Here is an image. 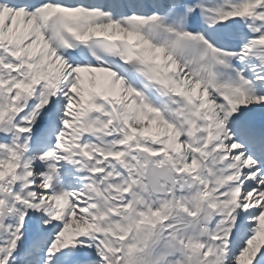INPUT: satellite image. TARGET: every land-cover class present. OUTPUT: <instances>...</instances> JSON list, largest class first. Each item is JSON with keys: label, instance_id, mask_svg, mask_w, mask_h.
<instances>
[{"label": "snow or ice", "instance_id": "1", "mask_svg": "<svg viewBox=\"0 0 264 264\" xmlns=\"http://www.w3.org/2000/svg\"><path fill=\"white\" fill-rule=\"evenodd\" d=\"M0 264H264V0H0Z\"/></svg>", "mask_w": 264, "mask_h": 264}]
</instances>
